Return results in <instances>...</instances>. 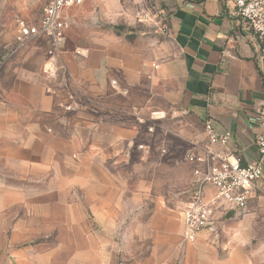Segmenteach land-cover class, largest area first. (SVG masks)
I'll return each instance as SVG.
<instances>
[{
    "label": "crops",
    "instance_id": "crops-1",
    "mask_svg": "<svg viewBox=\"0 0 264 264\" xmlns=\"http://www.w3.org/2000/svg\"><path fill=\"white\" fill-rule=\"evenodd\" d=\"M8 1L23 18L49 2ZM95 1L104 2L110 27H98L89 45L72 42V26L53 60L46 37L20 43L18 28L14 42L0 43V264H251L215 253L210 244L243 238L245 221L236 229L225 219L247 214V221L264 211V176L245 211L228 212L217 230L186 244L189 201L177 232L166 228L163 207L175 199L173 189L169 200L128 191L126 144L136 127L117 114L135 106L141 115L156 110L157 121L168 110L204 126L210 119L220 134H230L225 146H213L217 154L242 166L257 163L264 59L252 33L219 0ZM85 3L68 12L71 25L70 14L83 13ZM148 4L163 7L169 31L141 36L144 50L137 51L114 25L127 26L128 12ZM189 142L188 156L203 155L205 129H195ZM172 160L171 169L179 170ZM187 164L193 184L204 165ZM154 232L158 243L145 244Z\"/></svg>",
    "mask_w": 264,
    "mask_h": 264
},
{
    "label": "rangeland",
    "instance_id": "rangeland-1",
    "mask_svg": "<svg viewBox=\"0 0 264 264\" xmlns=\"http://www.w3.org/2000/svg\"><path fill=\"white\" fill-rule=\"evenodd\" d=\"M83 7L86 9L80 15L70 14V20L73 21L70 28L72 26L76 33L72 42L79 45H89L88 42L97 33L98 27L103 31L110 27V19H108L104 2L88 0ZM43 9L44 7L36 9L29 17H25L26 20L28 22L39 21ZM163 10L162 6L148 4L144 8H138L135 12H128V25L117 23L114 25L115 31L120 35L127 36V40L135 45L137 51L144 50V45L140 41L141 36L163 35L161 28L167 21V13H162ZM20 18L23 17L13 8L10 1L0 0V43L14 42L18 28L17 22ZM35 42L37 40H31L28 43ZM8 48L10 47L6 46V52H9ZM0 53V62H2L1 50ZM4 69V65L3 67L0 66V74ZM153 99L155 101V98ZM118 101L121 103V107L125 104L122 99ZM126 106L128 107V104ZM139 110H141L139 107L133 106V108L130 107L129 110L117 114V119L127 120L128 124H133L136 127V134L126 144L128 150V191L134 193L143 191L148 192L153 197L163 195L168 199L169 190L173 189L175 199H168L167 204L163 206L169 217L166 218L165 225L168 230L178 232L180 214L186 202L189 201L193 185L192 172L187 164L188 153L191 145H193L189 142V138L195 129L201 132L205 126L196 118H190L183 112L177 115L168 110L163 115V121H157L159 115L156 110L150 108L146 115H141ZM130 111L132 115H130ZM140 146L143 148L141 149ZM163 149L167 150L164 157L161 156ZM173 153L175 155H172ZM172 156L175 158V162H179V170L173 171L171 169L174 163ZM153 207L154 204L149 205L150 211ZM246 215H240L235 220H230L233 215H229L225 219L230 228L236 227V229L239 227L237 223L241 224L242 221H245L246 231L243 238L238 237L237 239L230 234L232 237L228 238L225 244H221L220 239L212 242L210 244L211 249L215 253L222 256L226 255L230 260L236 262L246 260L251 264H264V211L255 217L250 216L251 219L247 221L243 220ZM154 235L155 237H149L145 244L151 246L158 243L155 232ZM139 240L141 239L139 238ZM141 243L138 241L137 245L140 246Z\"/></svg>",
    "mask_w": 264,
    "mask_h": 264
},
{
    "label": "built area",
    "instance_id": "built-area-1",
    "mask_svg": "<svg viewBox=\"0 0 264 264\" xmlns=\"http://www.w3.org/2000/svg\"><path fill=\"white\" fill-rule=\"evenodd\" d=\"M85 1L49 0L38 23L18 20L17 40L25 43L46 37L50 43L47 51L49 60L59 58L65 49L70 29L68 12L82 6ZM219 1L226 4L232 14L245 23L264 59V0ZM168 31V26L164 24L161 32L168 34ZM48 72L50 73L49 70ZM112 85H115V81ZM261 117V133L256 140L261 157L257 163L248 166H242L239 159L230 161L217 154L213 146H225L230 134H220L210 119L205 123L208 143L204 147L203 155L188 156L189 162L202 164L204 168L196 169L194 172L195 181L188 207L183 214L181 236L186 244L197 242L205 231L217 230L228 212L245 211L254 198L264 176V107ZM213 159L219 163L213 165ZM208 191L212 192L210 199L207 198Z\"/></svg>",
    "mask_w": 264,
    "mask_h": 264
}]
</instances>
